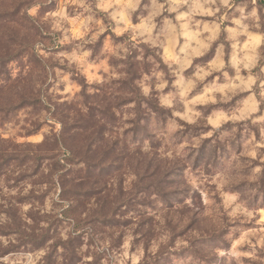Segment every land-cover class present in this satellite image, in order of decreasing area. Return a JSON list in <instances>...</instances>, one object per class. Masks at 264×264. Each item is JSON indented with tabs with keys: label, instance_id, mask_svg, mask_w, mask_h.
I'll return each instance as SVG.
<instances>
[{
	"label": "rangeland",
	"instance_id": "374dc122",
	"mask_svg": "<svg viewBox=\"0 0 264 264\" xmlns=\"http://www.w3.org/2000/svg\"><path fill=\"white\" fill-rule=\"evenodd\" d=\"M0 264H264V0H0Z\"/></svg>",
	"mask_w": 264,
	"mask_h": 264
},
{
	"label": "trees",
	"instance_id": "16d2710c",
	"mask_svg": "<svg viewBox=\"0 0 264 264\" xmlns=\"http://www.w3.org/2000/svg\"><path fill=\"white\" fill-rule=\"evenodd\" d=\"M57 143V142H56ZM93 146V144H91L90 145V147H92ZM101 146H102V144H101ZM87 147L89 148V143H88V145H87ZM103 149H104V152L105 153H109L110 152V150L111 149H109V146L108 145H105V146H103ZM113 151V150H112ZM111 151V152H112ZM68 171V170H67ZM59 172H61V174H60V180L62 181V180H65L66 179V176H68L67 174H63V172L62 171H59ZM70 171H68L67 173H69ZM66 181V180H65ZM61 184H63V186L61 185V187H62V192H63V195L61 196L63 199L67 196V197H69L70 196V198L73 196V197H76V195L74 194V193H76V192H74L73 190H67V187H66V184L64 183V181H63V183L61 182ZM78 194V193H77ZM82 194V193H81ZM85 194V193H84ZM88 194H90V193H87L86 195H85V201H87V198H89V197H91L90 195H88ZM74 199V198H73ZM72 208V205L71 206H69L68 207V209H71ZM64 213V215H65V213L66 212H63ZM115 211L114 210H112L111 212H108V213H105V214H103L102 215V217H104V218H108V217H112V218H114V216H115ZM107 220H109V219H107Z\"/></svg>",
	"mask_w": 264,
	"mask_h": 264
}]
</instances>
